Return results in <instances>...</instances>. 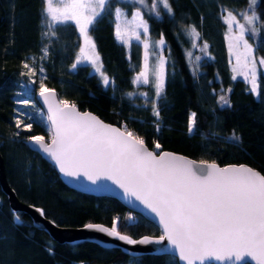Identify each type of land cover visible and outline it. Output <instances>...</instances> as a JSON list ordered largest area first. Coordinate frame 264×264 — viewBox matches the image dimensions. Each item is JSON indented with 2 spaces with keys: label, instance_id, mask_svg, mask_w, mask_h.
<instances>
[{
  "label": "trees",
  "instance_id": "trees-1",
  "mask_svg": "<svg viewBox=\"0 0 264 264\" xmlns=\"http://www.w3.org/2000/svg\"><path fill=\"white\" fill-rule=\"evenodd\" d=\"M117 2L113 0V4ZM170 2L174 18L164 14L162 20L157 21L146 15L152 38L159 39L160 33H164L171 56L165 88L167 99L161 102L163 127L157 132L151 106L144 107L145 101L139 96L131 101L126 97V93L135 90L148 92L151 97L155 95L148 85L137 88L132 84L142 65V46L133 41L129 48L118 42L110 17H105L91 34L103 70L115 80V90L105 89L98 75L88 66L71 70L79 48L78 34L74 26L69 25L59 29L57 37L44 36L43 0H0V153L8 183L19 199L38 205L55 223L78 226L91 221L112 227L113 218L119 217L118 230L132 237L160 234L153 222L131 211L116 198L70 188L59 178L51 161L26 146L24 142L30 135H50L45 117L41 122V116L33 115L35 122L31 130L21 129L19 140H15L14 109L20 107L16 103L20 83L27 80V75H21L26 61H36L37 72L44 67L43 75L47 77L44 82L47 87L55 88L59 97L121 128L126 125L151 148L155 149L159 143V149L173 150L196 159L220 164L247 163L264 174V75L259 79V97L246 91L249 85L243 78L232 80L233 56L226 39L229 28L225 22V9L238 15L247 7L248 0ZM132 10L129 6L126 14L130 16ZM255 10L264 14V0H258ZM260 19L264 21V15ZM189 25H194L200 32V42H207L209 46V55L199 62L195 77L186 58L192 39L183 29ZM251 36L250 33L246 39L253 43L255 56L264 57V30L255 41ZM46 45L48 55L42 59V49ZM229 87L232 89L229 93L232 107L220 108L216 103L218 95ZM33 98L37 99L36 95ZM133 104L141 107L134 108ZM192 112L196 113L197 132L189 134L187 125ZM28 122L24 120V123ZM233 130L242 138L240 144L226 142ZM12 213L7 197L0 189V233L6 237L0 239V264H165L169 260L168 256L151 253L131 256L118 247H104L88 240L58 242L34 226L31 218L22 211L16 213L25 226H15ZM129 214L137 218L135 227L125 226L123 218ZM173 260L178 264L177 258L173 257Z\"/></svg>",
  "mask_w": 264,
  "mask_h": 264
},
{
  "label": "snow or ice",
  "instance_id": "snow-or-ice-1",
  "mask_svg": "<svg viewBox=\"0 0 264 264\" xmlns=\"http://www.w3.org/2000/svg\"><path fill=\"white\" fill-rule=\"evenodd\" d=\"M43 3L44 36L57 37L59 29L74 26L79 48L71 70L81 66L91 67L105 89L115 90V80L103 70L91 34L96 26L105 17H110L118 42L129 48L133 41L143 46V62L132 84L137 88L148 85L154 89L155 95L128 92L126 97L131 101L139 96L145 101L144 107L151 106L156 131L160 132L163 127L160 121L161 102L167 99L165 88L171 60L170 47L164 33H160L159 39L152 38L151 24L145 17L147 15L159 21L167 14L174 18L170 0H150V3L149 0H118L115 4L113 0H55V3L54 0H43ZM257 4L258 0H248L247 7L240 14L243 23L236 14L225 9V22L229 28L226 34L229 53L236 61L231 79L243 78L249 85L246 91L259 97L264 57L257 58L253 43L245 38L247 33H251L255 41L264 30V21L260 19L264 14L256 12ZM129 6L134 8L130 18L126 14ZM183 31L192 39V48L198 47L195 41L201 34L197 28L189 25ZM199 47L203 56L209 55L207 42ZM42 52V59L47 58V45ZM203 56H195L193 62V53L186 52L194 77L199 72ZM22 66L27 72L21 75H27L29 83H36L33 78L37 69L27 62ZM38 71L42 77L39 96L47 106L46 126L50 140L46 142L43 136L30 135L24 142L26 146L31 145L30 150L53 162L65 177L83 178L96 188H106L105 181H110L125 197L133 198L154 214L161 227V235L133 239L121 234L118 231L119 217L113 218L111 228L92 223L86 224L85 228L105 233L128 245H159L154 254L168 256L165 264H174L173 257L183 264H215L232 260L240 264H264V174L244 165L219 167L215 163L201 161L203 167H200L180 155L150 151L144 139L128 130L126 125L122 130L104 123L91 112L79 111L75 103L57 100L55 90L49 89L44 82L47 79L43 75L44 67L41 66ZM221 91L216 103L220 108L230 109L229 93L232 89L229 87ZM16 103L20 105L14 109L17 128L14 138L18 141L20 130L30 131L35 122L33 113L26 110L29 106L34 109L35 105L27 94ZM132 106L141 107L137 104ZM25 119L29 122L24 123ZM41 122H44L43 113ZM187 130L189 134L197 132L195 112L189 116ZM241 140L235 130L226 138V142L235 144H240ZM155 147L159 149V143ZM37 211L44 215L43 210ZM12 215L15 226H25L18 213L13 211ZM123 219L126 227H135L138 223L132 214ZM52 223L55 224V221ZM0 239L6 237L0 233Z\"/></svg>",
  "mask_w": 264,
  "mask_h": 264
},
{
  "label": "water",
  "instance_id": "water-1",
  "mask_svg": "<svg viewBox=\"0 0 264 264\" xmlns=\"http://www.w3.org/2000/svg\"><path fill=\"white\" fill-rule=\"evenodd\" d=\"M48 88L55 90L56 99L61 100V98L59 97L58 92L56 91L55 88H53V87H48ZM36 97H37L38 101L40 102V104L42 105L45 113L47 114V106L44 104L43 99L39 96V90L36 92ZM70 103H73V102H70ZM77 108L81 112H85V111L91 112L93 115L98 117L101 121H103L106 124H110L112 126L121 128L117 124H114V123H111L109 121L102 119L96 113H94L90 110H86V109L83 110V109L79 108L78 106H77ZM121 129L123 130V128H121ZM49 140H50V138L45 139L46 142H49ZM145 145L150 151H154L157 154H159L161 151H163V152H169V153H173L176 155H180V156L185 157L188 160H191L194 163V165L200 166V167H203V165H201L200 162L204 161L206 163H215L219 167H227L230 165H236V166L244 165V166L250 167V168L260 172L257 168H255V167H253L247 163L220 164V163L213 161V160L196 159V158L190 157L184 153L176 152V151L169 150V149L156 150L154 148H151L146 142H145ZM28 147L31 149L32 146L28 145ZM52 164H53V167L55 168L56 172L58 173L59 178L70 188L77 190V191H80V192L93 194V195H106V196L114 197L117 200H119L125 207L130 209L131 211L140 213L143 217H145L146 219L153 222L160 230V234H158V235L143 234V235H140L137 237H132L131 235L118 230L121 234L129 235L133 239H139L143 236L158 237L159 235H161V227L158 224V220L154 218V214L150 213L147 209H145L143 207V205H140L139 202L135 201L133 198L125 197L123 195L122 191L120 189H118L115 185H112L110 181H105V183L108 185V187L96 188L95 186H92L90 184V182H87L83 178L76 180V179H73L70 177H65L63 174H61L59 172L58 168L54 165L53 162H52ZM0 189L6 195L8 205L12 211H15V212L22 211V212L26 213L31 218L34 226H36L40 229H43L44 231H46L48 233V235L53 240H56L58 242H74V241H79V240H88V241L95 242L98 245H101L104 247H118L122 252L129 254L131 256H138V255L147 254V253L154 254L155 249L160 247L159 245H155V244L128 245L124 241H120L119 239H117L115 237H111L105 233H101V232L96 231V230H90V229H87L84 227L86 224L92 223V224H100V225H103L104 227L111 228L110 225H107V224L101 223V222H91L90 221V222H86V223H84L82 225H78V226H66V225H60L57 223L53 224L52 219L47 217L45 214L42 216L41 213L39 211H37V209L42 210L41 207H39L38 205L31 204V203H26V202L19 199V197L17 196L14 189L8 183L1 153H0ZM177 261H178V264H183V262H180L178 260V258H177ZM215 264H240V262L232 260V261H228V262H224V261L215 262ZM252 264H255V262H252Z\"/></svg>",
  "mask_w": 264,
  "mask_h": 264
},
{
  "label": "rangeland",
  "instance_id": "rangeland-1",
  "mask_svg": "<svg viewBox=\"0 0 264 264\" xmlns=\"http://www.w3.org/2000/svg\"><path fill=\"white\" fill-rule=\"evenodd\" d=\"M54 3H55V0H54ZM149 3H150V0H149ZM133 10H134V8H133ZM241 13H242V11H240L238 13L237 18L240 19V22L241 23H243V20H242V18L240 16ZM43 17H44V13H43ZM43 17H42V19H43ZM129 18H130V16H129ZM42 26H45L43 22H42ZM233 32H235V28H234V31ZM249 34L250 33H247L246 34V37L249 36ZM195 42L198 45V47L192 48V45H191V48L188 50V51H191L193 53V57H192V61L193 62L195 60V56H197V55L203 56V53H201L200 47H199V46H202L203 43L200 42L199 38H197ZM142 51H143V46H142ZM205 57H207V56H203V59ZM257 58H260V57H257ZM26 62L29 63L32 67L37 68V66H35L36 65V61L33 62V63H30V61L29 62L26 61ZM142 62H143V52H142ZM235 63H236L235 57L233 56V64H232V67L235 65ZM190 66H192V65L190 64ZM90 69H91V67H90ZM91 71L93 72L92 69H91ZM24 72H27V69H24ZM41 78H42L41 77V74L38 71L37 74H36V76L33 78V79H35L36 83L31 84V83L28 82L29 81V77L27 76V80L20 83L21 86H20L19 90L17 91V100L24 98L25 97V94H27V96H29L31 98V100L34 102L35 108L33 109L31 106H29L26 110L29 111V112H31V113H33V115H35L37 117H40L41 114L43 113L44 114V117L46 118V113H45L42 105L40 104V102L38 101V99L33 98V95H36V92L38 90H40L39 89V81H40ZM135 92H143V91H141V90H135ZM61 100H64V99L61 98ZM37 135L43 136L45 139H49L50 138V135L49 136H44L42 134H37ZM34 136H36V135H34ZM155 149L156 150H159L156 147H155Z\"/></svg>",
  "mask_w": 264,
  "mask_h": 264
}]
</instances>
